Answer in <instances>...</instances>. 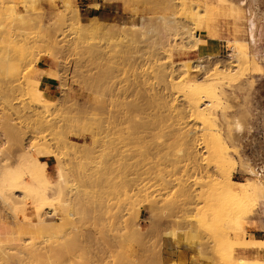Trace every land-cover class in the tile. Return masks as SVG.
<instances>
[{"label":"rangeland","instance_id":"1","mask_svg":"<svg viewBox=\"0 0 264 264\" xmlns=\"http://www.w3.org/2000/svg\"><path fill=\"white\" fill-rule=\"evenodd\" d=\"M180 1L90 0L109 5L98 17L107 22L106 27L88 28L90 31L82 28L84 22L93 23L89 18L95 14L94 4L86 5L88 0H0V264H226V255L243 249L239 243L249 239L247 224L259 222L264 230V201L257 202L255 195L248 196L253 202L245 199L243 208L249 210L230 213V197L218 184L217 167L207 160L202 120L184 109L189 90L198 84L199 90L204 75L214 78L218 72L219 89L225 97L208 99L216 123L206 128L234 161L232 180L252 178L264 185V174L258 176L242 151L243 141L254 130L252 122L259 119L254 106L259 100L264 102V79H259L264 74V54L257 57L247 43L241 49L248 56L245 61L241 56L233 58L230 50L235 46L233 40H245L236 27L237 17L251 0ZM170 15L177 24L197 29L201 45L209 32L213 34L210 38L218 39L224 31L222 52L205 54L200 45L192 52L174 51L171 57V30L159 20ZM142 17L147 25L140 22ZM220 19L229 21L225 29L219 26ZM147 28H151L150 34H146ZM33 56L37 57L35 63ZM207 56V72L191 70L190 82L178 80L177 64ZM38 65L54 70L59 87L51 98L42 91L53 105L41 119L42 127L36 129L29 95H37L39 87L29 95L25 88L37 81ZM171 71L176 72L172 77L178 81L175 86L168 85L171 77L163 80L158 76ZM233 118L242 124L238 133L228 129ZM37 148L43 155L37 154ZM30 154L38 155L46 177L57 181L63 192L60 198L44 189L45 176L38 172L32 174L33 182L44 195L29 183ZM239 162L247 169L240 170ZM132 179L139 181L141 195L139 191L137 197H131L136 187ZM236 185L233 182L231 187L238 189ZM124 191L132 192L126 197ZM2 197L8 198L7 205ZM37 207L40 215L54 216L49 221L58 219L38 234L18 222H24ZM132 208L134 215L128 212ZM164 237L175 242L180 252L182 246L188 249L190 256H164ZM29 245L40 247L39 259L29 258ZM236 258L242 261L229 264H243L247 259Z\"/></svg>","mask_w":264,"mask_h":264},{"label":"bare ground","instance_id":"2","mask_svg":"<svg viewBox=\"0 0 264 264\" xmlns=\"http://www.w3.org/2000/svg\"><path fill=\"white\" fill-rule=\"evenodd\" d=\"M180 1V0H179ZM184 1V0H183ZM221 1H224V0H220V2ZM142 2V1H141ZM169 2V1H168ZM175 2V1H174ZM176 2H177V0H176ZM180 2H182V0L180 1ZM225 2H227L226 0H225ZM225 2H223V3H225ZM229 2V1H228ZM138 3V2H137ZM170 3V2H169ZM179 3V2H178ZM183 3V2H182ZM12 4V3H11ZM184 4V3H183ZM8 5V4H7ZM65 6H66V4H65ZM98 6H99V4H94L93 5V7L94 8H98ZM221 6H222V4H221ZM3 7V6H2ZM191 7V6H190ZM223 7V6H222ZM236 7V6H235ZM2 9V8H1ZM167 9V8H166ZM196 9V8H195ZM225 9H226V7H225ZM238 8H236V10H237ZM169 10V9H168ZM235 9H233V13H235L236 14V12L234 11ZM73 11H74V9H73ZM196 11V10H195ZM194 11V12H195ZM238 11V10H237ZM72 12V11H71ZM75 12V11H74ZM197 12V11H196ZM72 15H73V13H71ZM194 14V13H193ZM192 13H191V15L190 16H192L193 15ZM230 14H232L231 12H230ZM238 14V13H237ZM70 16V15H69ZM204 16V15H203ZM202 16V17H203ZM73 17V16H72ZM77 16H75V18H76ZM193 17H195V16H193ZM232 17V16H231ZM69 18V17H68ZM72 19V18H71ZM90 20H92L93 21V23H89V22H84V24H82V26H84V27H82V28H85V29H87V30H90V29H95V31H96V29L98 30V29H101V28H103V27H106V21H104V20H101V19H99L98 17H96V16H94V17H91V18H89ZM162 20V21H164L167 25H168V27L170 28V30H171V33H170V42H171V44H170V49H169V54H170V56L173 54V52L174 51H186V52H192V51H195V50H197L198 49V45H199V39H200V37H199V31L196 29H193V28H189L187 25L185 26V25H179V24H177V22L175 21V18H173V15H170V16H166V17H160L159 18V20ZM237 19H238V17H237ZM79 20V19H78ZM143 22L145 25H147L148 24V20L147 19H145L144 17H142L141 18V20H140V22ZM190 21V20H189ZM64 22V21H63ZM74 22H76V21H74ZM79 22H81V21H79ZM82 23V22H81ZM158 23V22H157ZM66 24V23H65ZM78 24V23H77ZM195 24V23H194ZM198 24V23H197ZM232 24H236V22L235 23H232ZM239 23L237 22V25H236V27L239 29V30H241V32H243L244 33V31L242 30V28L238 25ZM190 25H192V24H190ZM77 26V25H76ZM87 26H89V27H87ZM122 26V25H121ZM248 26V25H247ZM115 27H116V25H115ZM195 27V26H194ZM198 28H199V24H198V26H197ZM233 27H235V25L233 26ZM235 27V28H236ZM80 27H78V29H79ZM88 28H90V29H88ZM113 28H114V26H113ZM117 28H119V27H117ZM117 28H115V30L117 29ZM5 29V28H4ZM3 29V30H4ZM64 29V28H63ZM74 29V28H73ZM92 29V30H93ZM106 29V28H105ZM123 29V28H122ZM200 29V28H199ZM215 29V28H214ZM217 29V28H216ZM237 29V30H238ZM249 29V28H248ZM247 29V30H248ZM2 30V31H3ZM69 30V29H68ZM68 30H66V31H68ZM76 30V29H75ZM83 30V29H82ZM110 30H112V29H110ZM118 30V29H117ZM120 30H121V28H120ZM202 30V29H201ZM204 30V29H203ZM237 30L235 29L234 30V32L237 34L238 32H237ZM238 30V31H239ZM79 31H81V29L79 30ZM79 31H78V33H79ZM91 31V30H90ZM90 31H87V32H89L90 33ZM100 31V30H99ZM105 31V30H104ZM101 32H103V30H101ZM109 32V31H108ZM117 32H119V31H117ZM123 32V31H122ZM152 32V30H151V28H147V31H146V34H150ZM61 33V32H60ZM92 33V32H91ZM99 33V32H98ZM104 33V32H103ZM102 33V34H103ZM107 33V32H106ZM110 33H111V31H110ZM113 33H115V32H113ZM112 33V34H113ZM250 33V32H249ZM19 34H21V33H19ZM62 34V33H61ZM95 34V33H94ZM112 34H110V35H112ZM236 34H234V35H236ZM18 35V34H17ZM64 35V34H63ZM81 35V34H80ZM96 35V34H95ZM136 35V34H135ZM212 35L213 34H211L210 32H209V37H212ZM233 35V36H234ZM252 35H253V33H252ZM58 36V35H57ZM119 36V35H118ZM18 37V36H17ZM61 37V36H60ZM108 37V36H107ZM116 37V36H115ZM215 37V36H214ZM249 37H251V36H249ZM90 38H93V37H90ZM118 38V37H117ZM24 39V38H23ZM62 39V38H61ZM89 39V38H88ZM108 39V38H107ZM247 39H248V37H247ZM102 40V39H101ZM109 40V39H108ZM90 41V40H89ZM112 41V40H111ZM117 41V40H116ZM1 42V41H0ZM22 42H24V41H22ZM88 42V41H87ZM108 42H110V41H108ZM145 42V41H144ZM233 43L235 44V46H233V47H231L230 48V50H231V52H232V57L233 58H237V57H243V60L245 59V61H247L248 59H246L248 56L246 55V53H244V52H242V50L241 49H244V48H246V44H247V41H245V40H243V39H236V40H233ZM232 43V44H233ZM33 44V43H32ZM88 44V43H87ZM93 44V43H92ZM107 44V43H106ZM185 44H188V46H186ZM69 45V44H68ZM116 45V44H115ZM122 45V44H121ZM124 45H125V43H124ZM79 46V45H78ZM95 46V45H94ZM110 46V45H109ZM117 46H119V44L117 45ZM231 46V45H230ZM105 47V46H104ZM114 47V46H113ZM120 47V46H119ZM119 47H116V49H119ZM125 47V46H124ZM127 47V46H126ZM152 47V46H151ZM30 48H32L31 46H30ZM100 48V47H99ZM103 48V47H102ZM106 48V47H105ZM84 49V48H83ZM112 50L114 49V48H111ZM121 49H123V47L121 48ZM126 49V48H125ZM125 49H123L124 51H125ZM129 49V48H128ZM128 49H126V50H128ZM131 49V48H130ZM146 49V48H145ZM157 49V48H156ZM56 50V49H55ZM100 50V49H99ZM104 50V49H103ZM229 50V49H228ZM25 51V50H24ZM32 51V50H31ZM34 51V50H33ZM81 51V50H80ZM116 51V50H115ZM122 51V50H121ZM157 51H158V49H157ZM244 51V50H243ZM28 52V51H27ZM77 52H79V51H77ZM109 52H110V50H109ZM120 52V51H119ZM135 52V51H134ZM22 53V52H21ZM31 53V52H30ZM29 53V54H30ZM36 53V52H35ZM40 53H42V52H40ZM82 53V52H81ZM116 53V52H115ZM118 53V52H117ZM122 53V52H121ZM151 53H154V52H151ZM150 53V54H151ZM229 53V52H228ZM36 54H38V53H36ZM43 54V53H42ZM55 54V53H54ZM69 54V53H68ZM104 54H105V52H104ZM107 54V53H106ZM110 54H111V52H110ZM132 54V53H131ZM185 54H187V53H185ZM39 55V54H38ZM53 55V54H52ZM107 55H109V54H107ZM117 55V54H116ZM126 55V54H125ZM153 55V54H152ZM229 55H230V53H229ZM37 56V55H36ZM36 56H33V60H34V57H35V59L38 57H36ZM49 56H51V54L49 55ZM48 56V57H49ZM72 56V55H71ZM114 56H115V54H114ZM22 57V56H21ZM56 57V56H55ZM126 57V56H125ZM149 57V56H148ZM155 57V56H154ZM172 57V56H171ZM120 58V57H119ZM136 58V57H135ZM144 58V57H143ZM4 59V58H3ZM2 59V60H3ZM128 59V58H127ZM146 59H148V58H146ZM145 59V60H146ZM150 59V58H149ZM207 59H209V57L207 56V57H204V58H198V59H196V60H194L193 62H190V63H187V61H186V63L184 64V63H182V64H177L176 66H177V72H180L181 74V76H180V78H178V80L179 81H183V79H187L186 81L187 82H190L191 81V79H190V73H191V70L193 71V72H205L206 70H205V68H207V65L204 63V60H207ZM22 60V59H21ZM111 60H112V58H111ZM130 60V59H129ZM210 60V59H209ZM208 60V61H209ZM237 60H238V58H237ZM237 60H235V61H237ZM242 60V59H241ZM38 60H36V62H37ZM103 61H105V60H103ZM116 61V60H115ZM119 61V60H118ZM143 61V60H142ZM154 61V60H153ZM152 61V62H153ZM31 62H32V59H31ZM113 62V61H112ZM125 62V61H124ZM158 62V61H157ZM184 62V61H183ZM34 63H35V60H34ZM118 63V62H117ZM76 64V63H75ZM124 64V63H123ZM113 65V64H112ZM26 66V65H25ZM106 66V65H105ZM104 66V67H105ZM110 66H111V64H110ZM116 66H119V65H116ZM125 66V65H124ZM108 67H109V65H108ZM107 66H106V68H108ZM112 67V66H111ZM217 67V66H216ZM233 67V66H232ZM105 68V69H106ZM119 68V67H118ZM148 68V67H147ZM76 69V68H75ZM110 69V68H109ZM120 69V68H119ZM120 70H122V69H120ZM135 70V69H134ZM219 70H221V69H219ZM107 71V70H106ZM143 71V70H142ZM217 71V70H216ZM215 71V72H216ZM101 72V71H100ZM114 72V71H113ZM152 72V71H151ZM207 72V71H206ZM234 72V71H233ZM15 73V72H14ZM109 73V72H108ZM107 73V74H108ZM119 73V72H118ZM130 73V72H129ZM136 73V72H135ZM174 73H176V72H173V71H171V72H169V73H166V72H159L158 73V76L160 77V78H162L163 80L164 79H166V78H170L171 77V79L172 80H169L168 82H170L168 85L170 86H175V85H177V80H173V74ZM7 74V73H6ZM99 74V73H98ZM100 74H103V73H100ZM105 74V73H104ZM103 74V75H104ZM149 74V73H148ZM201 74V73H200ZM217 74H218V72H217ZM216 73L213 75L214 76V78H211L210 76H203V78H202V82L200 83V87H199V90L197 89L198 87V83H196V84H198V85H196V86H194L193 88H192V90L190 89L189 91L190 92H188V94H187V99L185 100V102H186V106H185V108L184 109H186V114H188V113H191V115H197L198 117H200L199 119H201L202 120V130L205 132V136H206V139L204 140V142H206L205 144V147H207L206 149H207V152H208V158H207V160H209L210 162H212L213 164H214V167H217V171H218V174H219V178H218V184L220 185V183H221V185H222V187H223V192L226 194V196L227 197H230V198H228L227 200L229 201V202H231L230 204H231V206H232V209L230 210L231 212V214L232 213H236V212H246L247 210H249V209H247V207H246V209L245 208H243V206H245L246 204V200H248V196L250 195V194H252L253 196L255 195V199H257V202L258 201H264V185L261 183V182H258V181H255L254 179H250V178H247L246 179V182H236V181H234V180H232V178H231V176H232V171H234L233 169H234V167H235V163H234V161L228 156V154H227V152H226V150H225V148H224V146H223V149H222V146L220 145V147H219V143H218V141H215V140H217L216 138L217 137H215V134H213V132L212 133H210V131H211V129L208 131V129H209V127H212V126H208L211 122H215L216 121V117L213 115L214 114V112H213V114L209 111V108H210V105L212 104L211 103V101H209L210 99H212V98H220V96H224L225 97V95H224V93L222 92V90H220L219 89V76L217 75ZM8 75V74H7ZM198 75V74H197ZM101 76V75H100ZM110 76V75H109ZM151 76V75H150ZM150 76L148 75L147 77H149L150 78ZM178 76V75H177ZM98 77V76H97ZM105 77V76H104ZM116 77V76H115ZM179 77V76H178ZM12 78V77H11ZM13 78H14V76H13ZM27 79V78H26ZM155 79V78H154ZM13 80V79H12ZM101 80V79H100ZM99 80V81H100ZM122 80V79H121ZM19 81V80H18ZM38 81V80H37ZM36 80L33 82V84L32 85H30V88L28 89V88H25V87H27V86H25L24 88H25V90H26V92L27 93H25V94H27V95H29L36 87H39V90H37V95H35L34 96V93L33 94H30L29 96H31V100H30V103L31 104H33V107H34V109H33V112H31V117H33L34 119H33V121L35 122V127L36 126H39V127H37L36 129H39V128H41L42 126V121H41V119L44 117V115H46L47 113H48V111L50 110V108L52 107V105L53 104H51L50 103V101H48V100H46V99H44L43 98V94H42V90L40 89V86L38 85L37 86V84H39V82H37ZM176 81V82H175ZM194 81V83L195 82H197V81H195V80H193ZM12 82V81H11ZM21 82V81H20ZM29 83L31 82L32 83V81H28ZM27 82V83H28ZM199 82V81H198ZM249 82H250V80H249ZM13 83V82H12ZM15 83V82H14ZM181 83V82H180ZM184 83V82H183ZM193 83V84H194ZM23 84V83H22ZM21 84V85H22ZM15 85V84H14ZM16 85H17V83H16ZM20 85V86H21ZM185 85V84H184ZM195 85V84H194ZM187 86H188V84H187ZM190 86H193L192 84H190ZM29 87V86H28ZM102 87V86H101ZM123 87V86H122ZM127 87V86H126ZM197 87V88H196ZM14 88V87H13ZM15 88H17V90H18V87H15ZM22 88V87H21ZM120 88V87H119ZM36 89H38V88H36ZM196 89H197V91H196ZM188 91V90H187ZM187 91H186V93H187ZM17 92V91H16ZM118 92V91H117ZM23 93H24V91H23ZM12 94V93H11ZM111 97V96H110ZM186 97V96H185ZM112 98V97H111ZM116 98V97H115ZM209 99V100H208ZM105 101V100H104ZM115 101H116V99H115ZM117 102V101H116ZM185 102H184V104H185ZM116 104H118V103H116ZM115 104V105H116ZM138 104V103H137ZM18 105V104H17ZM18 107V106H17ZM31 107V106H30ZM134 107V106H133ZM136 107V106H135ZM134 107V108H135ZM133 108V109H134ZM30 109V108H29ZM138 109V108H137ZM136 109V110H137ZM182 110V111H183ZM52 111V110H51ZM50 111V112H51ZM138 111V110H137ZM17 112V111H16ZM49 112V113H50ZM210 112V113H209ZM46 113V114H45ZM223 113V112H222ZM18 114H20V113H18ZM87 114V113H86ZM100 115V114H99ZM189 115V114H188ZM215 115H216V113H215ZM19 116V115H18ZM29 116V115H28ZM136 116V115H135ZM209 116L212 118V119H210L209 118ZM217 116V115H216ZM244 117V116H243ZM98 118V117H97ZM139 118V117H138ZM223 118H224V116H223ZM134 119V118H133ZM136 119V118H135ZM225 119V118H224ZM28 120V119H27ZM108 121V120H107ZM142 121V120H141ZM141 121H139V122H141ZM33 122V123H34ZM49 122V121H48ZM103 122V121H102ZM108 122H110V121H108ZM137 122V121H136ZM61 123H62V121H61ZM135 123V122H134ZM216 123V122H215ZM50 124V123H49ZM228 124H230L229 126H228V129H230V131H234L235 133L237 132H239L241 129V125H240V122L238 121V120H234V118H233V121L232 122H230V123H228ZM28 125V124H27ZM101 125H103V124H101ZM110 125V124H109ZM200 125H201V123H200ZM211 125V124H210ZM41 126V127H40ZM50 126H51V124H50ZM142 126V125H141ZM208 126V127H207ZM48 127V126H47ZM46 127V128H47ZM136 127V126H135ZM208 129H207V128ZM48 128H50V127H48ZM11 129V128H10ZM12 129H13V127H12ZM46 130V129H45ZM49 130V129H48ZM98 130V129H97ZM100 130V129H99ZM102 130V129H101ZM105 130H106V128H105ZM24 131V130H23ZM206 131H207V133H209V134H206ZM33 132H35V131H33ZM103 132V131H102ZM25 133V132H24ZM36 133H38V132H36ZM107 133V132H106ZM235 133H233V134H235ZM34 134V133H33ZM43 134V133H42ZM56 134H58V133H56ZM97 134V133H96ZM204 134V133H203ZM34 135H36V134H34ZM33 135V136H34ZM104 135V134H103ZM210 135H214L213 136V138H212V136L210 137ZM219 135V134H218ZM17 136V135H16ZM48 136V135H47ZM102 136V135H101ZM106 136V135H105ZM130 136V135H129ZM203 136V135H202ZM205 136H203V137H205ZM208 136H209V140H211L210 138H212V140L214 139V137H215V139L212 141H208ZM40 137V136H39ZM17 138H19V137H17ZM59 138V137H58ZM124 138V137H123ZM236 138V137H235ZM33 139V138H32ZM43 140V139H42ZM122 140V139H121ZM219 140H220V138H219ZM107 141V140H106ZM215 141V143H216V145H218V146H216L214 143L212 144V142H214ZM222 141V140H221ZM236 141L237 140H235L234 138L233 139H231V144H232V147L233 148H235V151H233V152H235L236 153ZM123 142V141H122ZM208 143V144H207ZM222 143V142H221ZM220 143V144H221ZM56 144V143H55ZM108 144V143H107ZM215 145V147L214 146H212V145ZM207 145H209V147H214L213 149H211V148H208V146ZM211 145V146H210ZM223 145V144H222ZM54 146V145H53ZM105 146V145H104ZM33 147V146H32ZM55 147V146H54ZM83 147H87V145H85V146H83ZM108 147V146H107ZM217 147V148H216ZM219 147V148H218ZM35 148V147H34ZM40 148V147H39ZM39 148H37L36 150V152H37V154L39 155V154H42L43 155V151L42 150H40ZM63 148V147H62ZM27 149H29V148H27ZM49 149V148H48ZM54 149V148H53ZM211 149V150H210ZM34 150V149H33ZM46 151V150H45ZM52 151V150H51ZM56 151V150H55ZM49 152V151H48ZM57 152V151H56ZM29 153H30V151H29ZM35 153V152H34ZM76 154V153H75ZM31 155V157H29L30 159H28V163L30 162V169H29V172L31 173V179H30V182L29 183H31L32 185H34V186H36L38 189L36 190L37 192H40V193H42V195H44V191L42 190V189H40L37 185H35L34 184V176L32 175V174H34V172H38L39 174H41L43 177L45 176V182H46V184H47V186H45V188L44 189H46L47 191H49V192H51V194H52V196H54V197H57V198H60L62 195H63V192H62V190L59 188V186H58V183H57V181H51V180H49L47 177H46V174H45V172H46V170L44 169V167L42 168L41 167V165H43V163L39 160V158H38V155H35V156H32V154H30ZM50 155V154H49ZM52 155V154H51ZM102 155V154H101ZM123 156V155H122ZM121 157V156H120ZM124 158V157H123ZM120 159H122V158H120ZM30 160V161H29ZM71 160V159H70ZM73 160V159H72ZM71 160V161H72ZM111 161V160H110ZM208 161V162H209ZM72 162H74V161H72ZM125 162V161H124ZM96 163V162H95ZM99 163V162H98ZM107 164V163H106ZM125 164V163H124ZM84 165V164H83ZM90 165V164H89ZM105 165V164H104ZM121 165V164H120ZM131 165V164H130ZM155 165V164H154ZM28 166V164L26 165V167ZM122 166H124V165H121V167ZM29 167V166H28ZM78 167H79V165H78ZM102 167H103V165H102ZM125 167V166H124ZM238 167L240 168V170H245V169H247V168H245L244 167V164L242 163V162H239V165H238ZM101 168V167H100ZM100 168H99V170H100ZM45 170V171H44ZM253 170V169H252ZM249 172V171H248ZM247 172V173H248ZM139 173V172H138ZM138 173L136 174V176H135V179H136V177H138L137 175H138ZM129 174V173H128ZM254 174V173H253ZM125 175V174H124ZM139 179H140V177H141V173H139ZM210 176H208V178H209ZM137 178V179H138ZM135 179H132L133 180V183H134V181H135ZM142 179V178H141ZM206 179V178H205ZM213 179V178H212ZM126 180V179H125ZM136 181H138V180H136ZM136 181H135V183H136ZM210 181V180H209ZM209 181H207L208 183H209ZM212 181V180H211ZM211 181H210V183L209 184H211ZM213 182H217L216 180L215 181H213ZM233 182H236L237 183V187H238V189H233L232 187H231V185H232V183ZM123 183V182H122ZM131 183V182H130ZM137 183H139V181L137 182ZM136 183V187H135V190H134V192L131 194V197L133 196V195H137V194H139V191H140V189H139V187H138V184ZM132 184V183H131ZM213 184V183H212ZM217 184V185H218ZM122 185H124V184H122ZM142 185V184H141ZM27 186V185H26ZM127 186V185H126ZM215 186H216V183H215ZM159 187V186H158ZM25 188V187H24ZM124 188V187H123ZM131 188V187H130ZM133 188V187H132ZM131 188V189H132ZM142 189V188H141ZM218 189H220V188H218ZM130 190V189H129ZM28 191V190H27ZM26 191V192H27ZM30 191V190H29ZM126 191V190H125ZM125 191H124V194H125V196L126 197H128V195L130 196V193L132 192H130V191H127L126 193H125ZM222 191V190H221ZM35 192V191H34ZM130 192V193H129ZM145 192V191H144ZM219 192H220V190H219ZM127 193H129V194H127ZM27 194H28V192H27ZM37 194V193H36ZM220 194V193H219ZM140 195H141V191H140ZM140 195H138V197L140 196ZM229 195V196H228ZM135 196H133V197H135ZM226 196H224V197H226ZM30 197V196H29ZM43 197V196H42ZM131 197L130 198H127L128 200H130L131 199ZM137 197V196H136ZM142 197H143V194H142ZM220 197V196H219ZM221 197H222V195H221ZM216 198H218V197H216ZM247 198V199H246ZM141 199V198H140ZM140 199H138V200H140ZM225 199V198H224ZM246 199V200H245ZM30 200V199H29ZM143 201V200H142ZM250 201H252L251 200V198H250ZM249 200H248V202L247 203H249L250 202ZM262 201V202H263ZM2 202L4 203V204H8V198L7 197H2ZM120 202V201H119ZM253 202V201H252ZM155 203V202H154ZM33 204V203H32ZM120 204V203H119ZM251 204V203H250ZM250 204H248V206L250 205ZM43 205V204H42ZM252 205V204H251ZM126 207H127V205H126ZM241 207L243 208V209H241ZM39 208V210H41L40 209V207H37L36 208V210H35V212H33V214L32 215H30L28 218H26L25 219V221L24 222H21V221H18L19 222V224H21V225H23V226H28L29 228V230L31 231V232H33V233H36V234H38L39 233V231L41 230V229H43V228H46L47 226H49V225H52V224H54V223H56L57 222V220L58 219H56L55 221L54 220H48V219H52V217H54L53 215L52 216H50L49 214H45V216H42V215H40V213H38V212H40L39 210H37ZM127 209V208H126ZM219 208H217V210H218ZM128 210V209H127ZM131 210H133V208L132 209H130L128 212H130ZM212 211V210H211ZM214 211V210H213ZM132 212V211H131ZM216 212V211H215ZM138 213V212H137ZM214 213V212H213ZM218 213V212H217ZM219 213H222V212H219ZM248 213H250V212H248ZM42 214V213H41ZM54 214V213H53ZM132 214H133V212H132ZM132 214L130 213L129 215L130 216H132ZM128 215V216H129ZM134 215V214H133ZM219 215V214H218ZM222 215H223V213H222ZM129 216V217H130ZM219 216H221V215H219ZM233 216H234V214H233ZM231 217V216H230ZM242 217H243V215H242ZM243 218H245V217H243ZM130 219V218H129ZM230 220V219H229ZM23 223V224H22ZM16 224V223H15ZM18 224V223H17ZM126 224V223H125ZM226 224V223H225ZM233 226V225H232ZM25 228V227H24ZM20 229V228H19ZM126 229H127V227H126ZM235 230H236V228H235ZM129 231H130V229H129ZM243 236V235H242ZM246 239H248V238H246ZM49 242V241H48ZM41 245V244H40ZM239 245L240 246H242V248L243 249H248V248H253V247H260V248H262V247H264V241H256V240H254L252 237L250 238L249 237V239L248 240H242V242L241 243H239ZM30 246V245H29ZM53 247V246H52ZM30 248H32L31 246H30ZM49 248V247H48ZM45 250V249H44ZM261 250V249H260ZM29 253L28 252H25V253H28V256H29V258L30 257H35V256H38V259L40 258L39 256H40V253H41V251H40V247L38 248V247H36V248H32V249H29ZM23 254V253H22ZM226 260H225V262H226V264H229V263H233V262H235V261H239V262H241L242 260L241 259H239V258H236L234 255H233V252H229L227 255H226ZM18 259V258H17ZM24 259H25V257H24ZM34 259V258H33ZM20 260H21V258H20ZM32 260V259H31ZM35 260H36V257H35ZM27 262V261H26ZM243 264H264V260H262V259H250V258H247L246 259V262H243Z\"/></svg>","mask_w":264,"mask_h":264},{"label":"crops","instance_id":"3","mask_svg":"<svg viewBox=\"0 0 264 264\" xmlns=\"http://www.w3.org/2000/svg\"><path fill=\"white\" fill-rule=\"evenodd\" d=\"M87 3L88 4L86 5H89V7L91 4H99L98 8H92L95 14H93V16L91 17H99V12L104 10L106 7H109L108 4L103 2H90V0H88ZM218 22L219 26L222 29H225L227 27V24L229 23V21L222 19H220ZM237 22L244 31V33L242 32L244 35V39L247 41L248 45L254 51V53H256L257 57L264 54V0H257V3H254V1L251 0L250 4L245 5L244 14L238 17ZM225 36L226 33L223 31L222 34H220V38L218 39L205 37L203 38L204 43L202 45V39H200L198 42V49L201 45L200 50L203 53L219 55V53L223 50L222 48L224 47L223 43ZM262 67H264V63L262 64ZM38 70L40 73L36 78L39 82L40 89L47 97H54L59 87V80L54 75V70L50 69L49 67L40 65H38ZM262 78L264 79V74L259 79ZM254 108L255 111L260 115H258L259 119L257 121L252 122L253 125H257L258 127L259 125H261L260 128L264 127V102L259 100ZM238 178L239 177H235L234 181L239 182V180H237ZM259 227V222H252L247 224L245 229L249 237H252L256 241H264V230L260 229ZM161 241L164 246V256H166L167 258L172 259L180 255L184 256L185 258H188L190 256L188 249L182 246L183 250L180 252V249L176 247L175 242H173L171 239L164 237L161 239ZM234 255H236V257L264 260V247H253L248 249L236 248L234 250Z\"/></svg>","mask_w":264,"mask_h":264},{"label":"built area","instance_id":"4","mask_svg":"<svg viewBox=\"0 0 264 264\" xmlns=\"http://www.w3.org/2000/svg\"><path fill=\"white\" fill-rule=\"evenodd\" d=\"M252 130L243 141L242 151L252 162L258 176L264 174V127L254 125Z\"/></svg>","mask_w":264,"mask_h":264}]
</instances>
